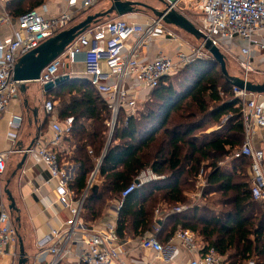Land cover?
Returning a JSON list of instances; mask_svg holds the SVG:
<instances>
[{
  "label": "trees",
  "instance_id": "trees-1",
  "mask_svg": "<svg viewBox=\"0 0 264 264\" xmlns=\"http://www.w3.org/2000/svg\"><path fill=\"white\" fill-rule=\"evenodd\" d=\"M45 1L13 0L6 12L18 19ZM48 93L58 102L59 120L74 119L63 139L64 150L56 152L60 163L78 166L69 182L77 198L101 160L98 183L84 204L86 224L100 220L112 203L121 202V194L138 175L151 169L165 179L124 200L117 218L120 240L153 234L159 223L156 236L162 244L183 228L201 240L202 253L214 248L224 264H264V204L253 199L250 179L241 180L247 172L244 166L250 161L252 167V161L234 158L247 140L242 104L217 61L200 59L180 75L163 78L148 111L136 118L121 110L113 130L107 104L88 79L71 78ZM215 126L216 131L206 133ZM230 157L232 167H220ZM201 171L206 181L202 198L220 196L210 202L220 212L209 205L167 214L190 202L188 195ZM157 209L166 212L161 224L155 219Z\"/></svg>",
  "mask_w": 264,
  "mask_h": 264
},
{
  "label": "built area",
  "instance_id": "built-area-1",
  "mask_svg": "<svg viewBox=\"0 0 264 264\" xmlns=\"http://www.w3.org/2000/svg\"><path fill=\"white\" fill-rule=\"evenodd\" d=\"M13 0H0V7L5 9L4 22H10L6 7ZM109 0H68L67 9L55 17H46V6L30 11L16 20V26L9 38L0 41V114L6 113L14 99L19 95L20 88L14 80L17 62L38 49L50 38L73 26L75 19L83 12L89 11L100 3ZM170 9H179L187 0H163ZM191 7L200 16L196 25L199 31L211 40L212 44L226 55H233L230 45L239 47L238 63L242 70V79L249 81L250 74L255 72L253 63L254 52L264 51V0H189ZM169 9V10H170ZM162 19L154 18L147 26L129 23L122 18L100 22L78 36L65 50L64 54L50 64L41 74L39 84L45 86L55 83L62 70L76 64L80 58L86 68V75L96 92L104 99L112 115L110 128L113 130L121 110L134 116L139 103L143 102L159 86L165 77L175 75L181 66L188 63L189 57L178 50L176 59L160 53L152 61H143L140 52L158 31L164 30ZM167 35L177 40L178 37L167 31ZM201 48H204L202 43ZM209 56L210 53L207 52ZM234 95L241 101L242 116L247 135L243 147L234 158L247 157L252 161L251 191L255 201L264 204V149L256 150L253 136L256 131H264V95H250L233 87ZM146 95L143 99V95ZM144 95V96H145ZM44 110L54 116L55 104L46 101ZM16 118L10 123L16 124ZM74 119L67 118L63 123L53 119L51 129L54 134L52 142L46 147L32 148L25 153H36L43 161L55 182L59 201L66 206L69 219L58 229L37 242L39 261L42 255L52 257L49 264H127L132 260L128 243L120 240L117 235V220L108 222L101 230H95L83 221L82 214L88 192L96 184L101 160L96 170L89 176L85 193L77 198L69 188L71 178L59 161L56 148L70 133ZM20 124V121H18ZM12 136V134H10ZM14 137V135H13ZM90 154L92 152L90 151ZM7 153H0V264L5 255H10L15 264L18 263L19 243L18 230L14 218L7 205L6 189L3 184L6 171ZM159 176L151 169L143 170L135 181L121 194V202L117 203V213L122 203L133 192L143 186L161 182ZM197 188H204L205 173L198 176ZM186 205L178 206L167 214H180L189 210ZM166 213V212H165ZM161 209L155 212L156 221L162 220L166 214ZM160 231L159 223L153 234L147 233L140 240L139 247L154 253V259H160L167 251L168 245L196 253L190 264H224V259L214 248L202 253L204 246L200 244L195 233L179 228L176 233L162 244L156 234ZM81 238L80 254L75 257L74 250ZM172 247V246H169ZM135 261H138L135 258ZM131 261L132 263H136ZM10 264H14L11 261ZM140 264H154L140 259Z\"/></svg>",
  "mask_w": 264,
  "mask_h": 264
},
{
  "label": "crops",
  "instance_id": "crops-1",
  "mask_svg": "<svg viewBox=\"0 0 264 264\" xmlns=\"http://www.w3.org/2000/svg\"><path fill=\"white\" fill-rule=\"evenodd\" d=\"M67 2L68 0H46L43 4L46 6L47 11L45 16L55 17L60 15L67 9ZM190 4L191 2L189 0L182 2L178 11L192 23L199 25V13L192 8ZM110 7V1H104L90 11L83 12L79 15L73 25L77 24L84 16L88 17L90 15L104 13L110 9ZM8 16L10 22H4L6 17L5 9L0 7V41L12 36L16 26L17 19L12 18L9 14ZM110 18L118 17L112 16ZM121 18L129 23H138L147 26L155 16L149 17L148 14L139 11L138 13ZM103 20H107V18ZM167 31L173 33L178 39L175 40L170 38L167 35ZM177 33L180 36V33L187 34L174 26L165 24L164 30L158 31L147 46L140 52L141 59L143 61H152L156 59L160 53L175 58L178 50L186 53L187 47H185L184 44L180 45L179 42L181 38ZM253 63L255 71H264V51L254 52ZM65 75H70L73 79H88L82 58H80L76 64L69 66L68 69L62 70L60 77ZM144 95L143 99L146 97V95ZM51 98L49 93H47L44 87L39 83H29L27 85L26 94L20 92L12 102L9 110L6 113L0 114V153L8 154L4 175L5 189L8 188L11 191L15 198L17 208L20 210L19 213H14L12 216L18 230V239L19 241L22 240L24 244L25 251L30 258V264L50 263L52 257L48 254L42 255L39 261H37L36 257L39 254L37 242L48 235L53 229L63 227L69 219V212L66 206L59 201L55 182H50L51 176L46 164L40 160L36 153H25L31 145L32 148H40L46 147L52 142L54 137L51 129L53 119L63 123V121H60L58 118L57 101H54L56 111L53 118L44 110L45 102L52 101ZM15 118L17 125L11 127L10 123L14 121ZM47 120L48 123L45 124ZM18 121H20V124H18ZM10 134H12V136H10ZM257 134L258 136L262 135L264 131L255 132L253 136L254 142ZM56 149L63 151V142L61 146ZM25 156L27 157L26 162L23 168L18 170V166ZM60 164L66 169L72 180L78 166L68 163L63 164V162ZM17 218H19V221L16 220ZM117 218V202H114L100 220L89 225L95 230H101L108 222L117 220ZM161 223L162 222H160V224ZM144 235L138 237L130 236L124 240L128 243L127 247L131 251L130 253L133 258L127 264H140V259H146L150 262L153 261L154 264H190L194 258L198 257L196 253H191L181 248L179 245H177V247L168 245L167 251L163 257L158 260L154 259L155 255L153 252L145 251L139 247L140 240ZM197 239L202 246L201 240L198 237ZM77 241L78 244L74 250L75 257H78L82 247L80 237L77 238ZM17 252L20 254L19 243ZM135 258H137L138 261H135ZM11 261L15 264V261L12 260L10 255H5L2 259L3 264H10ZM17 261L19 262V259ZM131 261H135L136 263H132Z\"/></svg>",
  "mask_w": 264,
  "mask_h": 264
},
{
  "label": "water",
  "instance_id": "water-1",
  "mask_svg": "<svg viewBox=\"0 0 264 264\" xmlns=\"http://www.w3.org/2000/svg\"><path fill=\"white\" fill-rule=\"evenodd\" d=\"M109 1L111 3V7L106 12L86 17L84 21L71 26L69 29L59 33L55 37L50 38L38 49L31 51L17 62L14 70V80L17 82L22 94H26L27 85L29 83H38L42 72L60 56H62L66 48L90 27L100 23L105 18H110L112 16L121 18L138 13L141 9H149L156 18L162 19L165 24L174 26L193 36L198 41H201L204 44L205 50L209 52L212 58L219 63L223 75L233 85V87L250 95H264V81L258 84L246 81L239 77L231 76L227 70L226 57L220 49L215 47L211 40H208L207 37L199 31L196 25L180 11L170 9L169 5L165 1L157 0L162 6L160 9L133 0ZM70 79V75L61 76L55 81V83L45 85L44 89L48 93ZM30 148H32V145ZM30 148L28 150H30ZM26 159L27 157L25 156L18 166V170L23 168ZM6 195L11 214L19 213L20 210L17 208L15 198L8 188H6ZM16 220L19 221V218ZM19 251L20 254L18 264H30V258L25 251L22 240L19 241Z\"/></svg>",
  "mask_w": 264,
  "mask_h": 264
},
{
  "label": "rangeland",
  "instance_id": "rangeland-1",
  "mask_svg": "<svg viewBox=\"0 0 264 264\" xmlns=\"http://www.w3.org/2000/svg\"><path fill=\"white\" fill-rule=\"evenodd\" d=\"M136 1L144 3V4H147V5L152 6L154 8H158V9L162 8L161 4L157 0H136ZM140 11H141V13L148 14L149 17H154L153 13L149 9H141ZM85 19H86V16H84L82 19H80L78 21V23L84 21ZM113 19H116V18H110V19L107 18V20H103V22L110 21V20H113ZM180 34H181V36L178 34L179 37L181 38V41L179 43H180V45L184 44L185 47H187V49H186L187 52L186 53L184 52V53L189 57V60H188V63H186L183 66H181L179 71L175 75H172L171 77H175V76L180 75V72L182 70H184L187 65H189V64H191V63H193V62H195L197 60H200V59H202V60H211V59H213L212 56H209L207 54V51L205 49L201 48V46H202V42L201 41H198L193 36L187 35L185 33H180ZM230 47L232 49V54L233 55L225 56L226 57V64H227V70H228V72H229V74L231 76L242 78L243 77V73H242V70L240 69V66H239V63H238L239 47L236 46V45H230ZM220 49L222 50V47H220ZM175 59H176V57H175ZM249 81L253 82V83H258V84L262 83L264 81V71L256 70L254 73L250 74ZM233 92H234V90H233ZM234 97L236 98L235 95H234ZM151 98H152V93L143 102L139 103L138 109H137L136 113L134 114V116L136 118H138L142 113L148 111L147 110V105L151 103ZM217 129H218V127L215 126V127L211 128V129H209L206 133H211L213 131H216ZM198 135H201V134H198ZM254 148L256 150L264 149V134L259 135V136L257 134L255 136ZM231 161H232V159L230 157L229 159H226L223 162H221L219 165H220V167H226V166L227 167H229V166L232 167ZM244 168H245V171H247V172H245V175L241 177V180H244V179H248L249 180L250 179V181H251V176H250L251 163H250V161L247 162V164L244 166ZM238 180H240V179H237V181ZM198 182H199L198 179H196L195 182L193 181V185L194 184L195 185H194L193 190H191L189 195H188V198H189L190 202L186 206L192 208L194 206H199V207L208 206L209 207V205H210L211 209H215L216 211L220 212V210H221L220 207H214L213 204H210V202L212 200L215 201V200L219 199L220 196L213 195V196H210L207 199H203L202 198L203 189L202 188H199V189L197 188ZM96 183H98V180H97ZM3 184L5 186V181L3 182ZM7 205H9L8 201H7Z\"/></svg>",
  "mask_w": 264,
  "mask_h": 264
}]
</instances>
